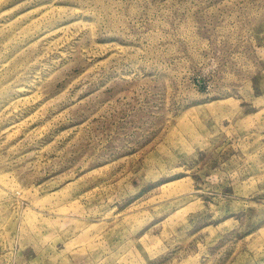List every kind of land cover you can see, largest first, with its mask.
<instances>
[{"label": "rangeland", "instance_id": "rangeland-1", "mask_svg": "<svg viewBox=\"0 0 264 264\" xmlns=\"http://www.w3.org/2000/svg\"><path fill=\"white\" fill-rule=\"evenodd\" d=\"M0 264H264V0H0Z\"/></svg>", "mask_w": 264, "mask_h": 264}]
</instances>
